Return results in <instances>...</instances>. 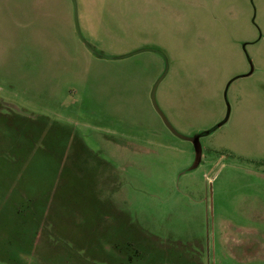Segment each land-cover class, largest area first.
<instances>
[{
	"label": "rangeland",
	"instance_id": "1",
	"mask_svg": "<svg viewBox=\"0 0 264 264\" xmlns=\"http://www.w3.org/2000/svg\"><path fill=\"white\" fill-rule=\"evenodd\" d=\"M0 264H264V0H0Z\"/></svg>",
	"mask_w": 264,
	"mask_h": 264
},
{
	"label": "water",
	"instance_id": "2",
	"mask_svg": "<svg viewBox=\"0 0 264 264\" xmlns=\"http://www.w3.org/2000/svg\"><path fill=\"white\" fill-rule=\"evenodd\" d=\"M153 104H154V102H153ZM154 106H155V104H154ZM155 108H156V106H155ZM156 110H157V108H156ZM161 115V114H160ZM161 117L163 118V120H164V122L166 123V125L168 126V128L170 129V131L172 132V133H174L175 135H178V133H176L168 124H167V122H166V120H165V118L163 117V115H161ZM179 136V135H178ZM194 143H195V139H191ZM196 152L198 153L197 154V157H198V155H200V151L196 148Z\"/></svg>",
	"mask_w": 264,
	"mask_h": 264
},
{
	"label": "crops",
	"instance_id": "3",
	"mask_svg": "<svg viewBox=\"0 0 264 264\" xmlns=\"http://www.w3.org/2000/svg\"><path fill=\"white\" fill-rule=\"evenodd\" d=\"M15 190V189H14ZM102 260L104 259L103 257L101 258Z\"/></svg>",
	"mask_w": 264,
	"mask_h": 264
}]
</instances>
